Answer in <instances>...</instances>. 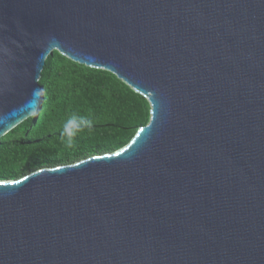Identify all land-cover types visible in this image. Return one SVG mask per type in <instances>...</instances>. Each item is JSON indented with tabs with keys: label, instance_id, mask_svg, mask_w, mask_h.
I'll list each match as a JSON object with an SVG mask.
<instances>
[{
	"label": "water",
	"instance_id": "water-1",
	"mask_svg": "<svg viewBox=\"0 0 264 264\" xmlns=\"http://www.w3.org/2000/svg\"><path fill=\"white\" fill-rule=\"evenodd\" d=\"M0 139L54 51L151 106L122 149L0 181V264H264V0H0Z\"/></svg>",
	"mask_w": 264,
	"mask_h": 264
},
{
	"label": "trees",
	"instance_id": "trees-1",
	"mask_svg": "<svg viewBox=\"0 0 264 264\" xmlns=\"http://www.w3.org/2000/svg\"><path fill=\"white\" fill-rule=\"evenodd\" d=\"M41 84L44 102L38 118L26 119L0 139V181L114 153L151 118L148 100L115 74L74 62L58 51L46 60ZM73 112L90 115L94 131L67 149L60 129Z\"/></svg>",
	"mask_w": 264,
	"mask_h": 264
},
{
	"label": "clouds",
	"instance_id": "clouds-1",
	"mask_svg": "<svg viewBox=\"0 0 264 264\" xmlns=\"http://www.w3.org/2000/svg\"><path fill=\"white\" fill-rule=\"evenodd\" d=\"M16 54L13 49L0 42V61L13 62ZM94 131V120L90 115L77 112L70 114L60 129V139L67 149H73L80 137Z\"/></svg>",
	"mask_w": 264,
	"mask_h": 264
}]
</instances>
